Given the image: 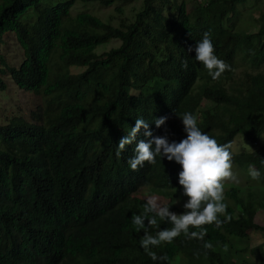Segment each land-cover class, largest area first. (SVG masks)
Returning <instances> with one entry per match:
<instances>
[{
  "label": "trees",
  "instance_id": "16d2710c",
  "mask_svg": "<svg viewBox=\"0 0 264 264\" xmlns=\"http://www.w3.org/2000/svg\"><path fill=\"white\" fill-rule=\"evenodd\" d=\"M81 1L107 7L136 0ZM244 2L206 0L188 10L185 1L142 0L133 20L120 18L113 25L90 12L72 15L73 0L49 7L42 0H0V46L12 32L24 51L18 66L0 54V91L8 72L18 90L38 103L40 117L0 124V264H231L214 244L225 235L245 238L247 230L264 231L255 222L263 208L232 187L228 193L235 204L224 201L230 221L220 216L225 221L220 228L205 225L203 240L182 233L152 247L167 258L153 261L140 241L145 231L155 235L171 224L157 217L156 226L148 227L146 220L145 229L136 228L132 217L142 214L143 206L134 194L152 182L185 203L180 165L158 156L155 164L131 170L128 160L136 144L150 139L143 128L116 155L119 140L137 118L148 123L153 136L167 135L169 142L186 138L179 118L186 112L220 144L233 145L240 133L255 140L264 134V73L246 70L240 84L227 87L235 81L240 56L264 59L263 16L257 33L225 24ZM33 8L37 19L28 26L23 17ZM205 32L215 55L230 66L216 80L189 51ZM111 39H118V46L97 54L96 47ZM75 66L83 70L72 72ZM204 101L213 106L201 108ZM165 116L157 128L155 119ZM237 158L245 168L254 166L264 185V145ZM163 206L184 211L170 200ZM260 258L264 263V252Z\"/></svg>",
  "mask_w": 264,
  "mask_h": 264
},
{
  "label": "clouds",
  "instance_id": "9594fccd",
  "mask_svg": "<svg viewBox=\"0 0 264 264\" xmlns=\"http://www.w3.org/2000/svg\"><path fill=\"white\" fill-rule=\"evenodd\" d=\"M195 52V59L207 69L213 80L219 79L221 74L230 70V66L215 55V49L209 32L203 34V38L189 48ZM187 61L182 62V67L187 68ZM186 132V138L179 142L171 141L167 135L153 136L148 123L137 118L135 126L128 134L119 140L116 155L119 157L126 145L136 140L141 128L145 129V136L150 139L139 141L134 148V155L128 160L131 170L135 171L145 162L156 163V157H166L168 161H175L180 165L178 183L182 188V195L187 198L183 204L184 211L180 214L172 212L167 206H161L154 196L148 197L143 206V213L133 215L132 224L138 229H145V221L148 227L157 225V217L171 224L170 228L160 229L155 235L145 231L140 241L141 247L153 260L167 259L158 257L152 247H158L162 243H171L182 233L188 239L203 240L206 235L205 225H215L220 228L231 217L226 215L227 204L224 203L225 182H237L233 172V157L230 151L231 143L220 144L216 139L202 132L197 124V117L192 113H183L180 117ZM168 117L155 119V125L160 128ZM154 145V148H153ZM249 174L254 180H258L260 172L251 169ZM225 216V221L219 217ZM190 228L199 231H189ZM205 248H212L211 243H205ZM227 250V246H225Z\"/></svg>",
  "mask_w": 264,
  "mask_h": 264
},
{
  "label": "rangeland",
  "instance_id": "374dc122",
  "mask_svg": "<svg viewBox=\"0 0 264 264\" xmlns=\"http://www.w3.org/2000/svg\"><path fill=\"white\" fill-rule=\"evenodd\" d=\"M63 0H42V6L49 7L57 2ZM172 2L185 1L187 9L197 7L200 4L206 3V0H170ZM70 13L75 15L80 12H90L97 15L105 22H110L117 25L120 18L126 20H133L135 13L141 9L142 0H136L130 3L116 2L110 6H102L98 2H82L81 0H73ZM118 8V10H116ZM264 17V0H245L241 5H238L235 13L229 15L230 21H226L227 27L235 31L244 33H257L259 27V18ZM37 19L36 9H29L23 17V22L28 26H32ZM256 43V38L252 40ZM118 39H111L96 47V53L101 54L112 47L118 46ZM264 52V45L261 49ZM0 54L3 56L5 62L10 66H18L24 59L23 48L18 43L15 34L10 32L4 35V42L0 46ZM239 68L236 71L235 81L228 83L229 90L241 83L246 70L251 72L261 71L264 73V59L261 62L251 61V59L243 60L242 56L238 60ZM258 63V64H255ZM3 64L0 63V67ZM4 68V67H3ZM72 72H80L83 67H72ZM6 86L4 91H0V124H5L14 117L24 118L29 122H37L40 117L38 114V103L35 105V100L32 96L25 94L18 90L10 78V74L6 72L1 77ZM204 103V104H203ZM201 108L212 107L213 104L204 101ZM264 145V134L258 139H249L244 133L238 134L231 148L233 157V172L237 177L238 183L233 181L225 182V200L232 205L235 200L229 196V190L232 187H237L241 190L240 198L251 202L256 207H262L255 216V222L264 226V185L257 180L252 179L249 170L255 169L254 166L241 165L238 161L237 155L239 153H249L257 150ZM262 185V186H261ZM154 196L158 202L163 206L167 200L172 201L179 210H184V199L181 195L176 193H167L165 190L156 188L152 182L141 186L134 194L135 199L144 206L148 197ZM180 214L179 212H175ZM245 238H238L233 235H225L224 241L214 244V249L223 251L225 259H229L231 264H264L261 261V254L264 252V231L247 230L245 231ZM227 246V250H225ZM173 264H177L174 262Z\"/></svg>",
  "mask_w": 264,
  "mask_h": 264
}]
</instances>
